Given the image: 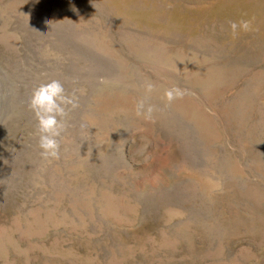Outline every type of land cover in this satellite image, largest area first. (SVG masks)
<instances>
[{
    "label": "rangeland",
    "instance_id": "374dc122",
    "mask_svg": "<svg viewBox=\"0 0 264 264\" xmlns=\"http://www.w3.org/2000/svg\"><path fill=\"white\" fill-rule=\"evenodd\" d=\"M0 264H264V0H0Z\"/></svg>",
    "mask_w": 264,
    "mask_h": 264
},
{
    "label": "clouds",
    "instance_id": "9594fccd",
    "mask_svg": "<svg viewBox=\"0 0 264 264\" xmlns=\"http://www.w3.org/2000/svg\"><path fill=\"white\" fill-rule=\"evenodd\" d=\"M233 33L238 30H248L247 21L232 22L230 24ZM147 91L151 92L152 84H148ZM185 92L179 88L168 89L164 92V99L171 103L180 99ZM79 106L78 96L73 92L67 93L64 85L56 79L42 83L36 87L31 94L29 108L33 112L39 133L38 146L41 149V156L45 160L58 159L60 156V138L65 131L66 117L71 109ZM152 108L148 109V113ZM140 115V112H137Z\"/></svg>",
    "mask_w": 264,
    "mask_h": 264
}]
</instances>
